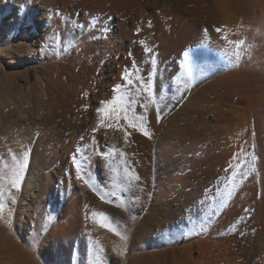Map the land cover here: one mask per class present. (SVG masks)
<instances>
[{"label":"rangeland","instance_id":"374dc122","mask_svg":"<svg viewBox=\"0 0 264 264\" xmlns=\"http://www.w3.org/2000/svg\"><path fill=\"white\" fill-rule=\"evenodd\" d=\"M129 8V38L107 85L110 128L86 141L103 120L74 109V125L60 117L53 137L61 178L72 139L91 150L84 179L101 218L68 224L65 250L89 226L79 264H264V0H130ZM63 10L61 44L81 30L87 9L70 0ZM89 54L72 73L91 86L101 74L83 66L96 62ZM21 70L0 60L1 75ZM3 215L0 260H26L27 238Z\"/></svg>","mask_w":264,"mask_h":264},{"label":"bare ground","instance_id":"6f19581e","mask_svg":"<svg viewBox=\"0 0 264 264\" xmlns=\"http://www.w3.org/2000/svg\"><path fill=\"white\" fill-rule=\"evenodd\" d=\"M69 1L0 0V60L22 68L13 75L0 74V207L3 210L0 212L4 214L3 224L12 230L15 223L16 231L27 238L20 250L28 255L26 260L18 262L1 259L0 264H58L62 259L63 264H79L80 250L87 247L90 238L87 232L91 230L88 226L78 231L79 216L87 218L90 225L93 220L101 223V218L93 211L94 185L84 179V171L92 160L90 149L78 145L79 140L68 142L66 177L61 178L57 168L59 157L52 154L53 137L60 117L71 118L74 125L70 114L74 109L83 118L94 116L103 120L92 124L90 117L91 129L83 134L86 141L110 128V120L108 123L105 118L113 97L107 85L116 61L114 52L121 51L129 38L130 0H82L87 9L85 23L74 38L61 44L57 36L59 18ZM89 53L96 56V62L86 64V60L82 64L87 70L95 65L101 78L98 82L94 80L95 89L86 93L89 84L86 85V79L82 77H74L72 68ZM101 101L111 103L101 104ZM97 108L101 109L99 114ZM34 118L39 121L40 130L33 129L31 119ZM56 198L58 206L55 205ZM81 207H87L85 215L80 213ZM57 215L62 219L57 220ZM68 224L77 225L74 232L78 231L79 236L69 253L63 246L73 234L67 230ZM7 231L11 235L10 230ZM37 245L40 250L35 252L33 249ZM51 247L56 257L47 260ZM38 251L47 259L38 258Z\"/></svg>","mask_w":264,"mask_h":264},{"label":"snow or ice","instance_id":"6c2138e0","mask_svg":"<svg viewBox=\"0 0 264 264\" xmlns=\"http://www.w3.org/2000/svg\"><path fill=\"white\" fill-rule=\"evenodd\" d=\"M217 31L219 32L220 30L217 29ZM237 58H239V54H237ZM122 79H124V77H122ZM130 82L131 81H129V83ZM119 87H120L119 85L115 86L114 91L116 90V88H119ZM113 99H115V98H113ZM104 103H111V101H101V104H104ZM85 107L87 108L88 106L85 105ZM113 111H118V110L117 109H113ZM100 112H101V109L100 108H97V113L99 114ZM93 131H95V129ZM144 134H146V133H144ZM126 135H127V133H126Z\"/></svg>","mask_w":264,"mask_h":264}]
</instances>
